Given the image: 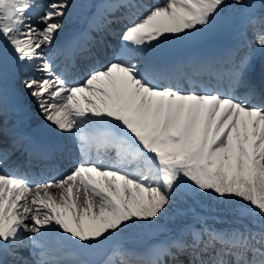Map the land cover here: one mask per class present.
<instances>
[{"label":"snow or ice","instance_id":"snow-or-ice-1","mask_svg":"<svg viewBox=\"0 0 264 264\" xmlns=\"http://www.w3.org/2000/svg\"><path fill=\"white\" fill-rule=\"evenodd\" d=\"M74 15L88 29L58 42ZM121 22L74 80L89 32ZM72 149L44 183L12 166ZM0 264H264V0H0Z\"/></svg>","mask_w":264,"mask_h":264},{"label":"rangeland","instance_id":"rangeland-1","mask_svg":"<svg viewBox=\"0 0 264 264\" xmlns=\"http://www.w3.org/2000/svg\"><path fill=\"white\" fill-rule=\"evenodd\" d=\"M141 2H143L144 4L146 5H151L153 3H156L157 0H141ZM143 11V10H141ZM126 22V21H125ZM125 22H121V23H118V24H114L112 25V31L115 33V35H113L111 37V40H112V44L109 48V54L108 56H104V54H99V56H101V62L99 60V62L101 64H103L105 61L107 60H110L113 58L114 54L117 53L120 49V43H121V37H120V33L123 29V23ZM86 20L83 16H76L74 15L72 20H70L64 31L67 30V33H71L72 31L75 32L76 30H78L79 28L83 27L86 25ZM107 31H102V32H96V31H93V34L94 35H98V36H103L104 34H106ZM61 35V34H60ZM178 50H183V52H178ZM159 51V54L161 56H165V57H179V56H185V55H188L191 51H192V48L188 45H183V44H176L172 49H167V50H163L162 47L160 49H158ZM172 53H175L174 55H171ZM135 62V61H134ZM99 63V65H101ZM98 65V66H99ZM85 78V77H84ZM83 80V79H82ZM226 82V81H224ZM202 83V81H201ZM205 86H209L208 83H205L204 84ZM30 107H33L34 109L32 110V114L30 115V120H31V125H37V126H40L43 124V117L39 114L38 110L36 109V105L34 103H32L30 105ZM68 143L70 144L71 146V141L69 140ZM72 152V151H71ZM75 158H72L71 160H74L76 159L77 155L76 154H73ZM67 161V160H66ZM61 165H63V167H59V169L56 171V174H54V172L52 173V175H46L44 174L45 177H56L58 175H60L61 173L65 172L67 170V168L70 166V160H69V163L67 164V162H63L60 160ZM20 167V164H17V171ZM39 173H42V170H39ZM37 173V176L39 177L40 174ZM44 179V178H43ZM47 179H44V180H40L39 182L40 183H44L46 182ZM50 191H52L54 194H58V191L57 189L55 188H52L50 189ZM143 244L142 241H141V238H139L137 241H136V246H139ZM70 251H73L71 249H69Z\"/></svg>","mask_w":264,"mask_h":264},{"label":"trees","instance_id":"trees-1","mask_svg":"<svg viewBox=\"0 0 264 264\" xmlns=\"http://www.w3.org/2000/svg\"><path fill=\"white\" fill-rule=\"evenodd\" d=\"M204 210L209 215L216 217L220 222L216 224L217 227H230L232 226L230 223V219L226 213V209L224 207L218 206V202L215 200L207 201L204 204ZM210 223L213 221L210 220Z\"/></svg>","mask_w":264,"mask_h":264},{"label":"bare ground","instance_id":"bare-ground-1","mask_svg":"<svg viewBox=\"0 0 264 264\" xmlns=\"http://www.w3.org/2000/svg\"><path fill=\"white\" fill-rule=\"evenodd\" d=\"M60 62L62 63V60ZM89 68H91V67H89Z\"/></svg>","mask_w":264,"mask_h":264}]
</instances>
